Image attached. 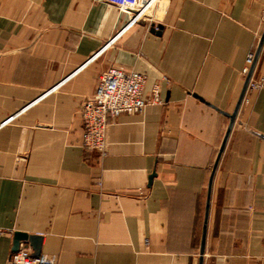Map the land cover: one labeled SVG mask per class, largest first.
<instances>
[{
    "label": "crops",
    "instance_id": "0c3cea01",
    "mask_svg": "<svg viewBox=\"0 0 264 264\" xmlns=\"http://www.w3.org/2000/svg\"><path fill=\"white\" fill-rule=\"evenodd\" d=\"M262 5L0 0V264L14 231L56 264H264ZM110 66L163 102L110 119L100 156L79 106Z\"/></svg>",
    "mask_w": 264,
    "mask_h": 264
},
{
    "label": "built area",
    "instance_id": "2783aa9c",
    "mask_svg": "<svg viewBox=\"0 0 264 264\" xmlns=\"http://www.w3.org/2000/svg\"><path fill=\"white\" fill-rule=\"evenodd\" d=\"M96 1L111 5L119 10L130 11L138 17L144 16L152 19L154 14L153 12L149 14V12L156 3H160L162 0ZM261 21L264 25V0ZM262 47H264V35ZM252 61L253 54L249 53L246 57V65L242 68V73L248 72V67ZM145 81L146 76L143 73L135 70H123L116 66H110L99 74L92 95L85 98L79 106L82 125L81 143L84 149L95 151L103 156L106 153V135L110 119L121 114L141 112L147 104L163 102L156 88L151 91L150 99L143 98ZM247 86L250 89H255L259 84L256 81L249 80ZM5 264H56V261L52 256H35L29 249L20 248Z\"/></svg>",
    "mask_w": 264,
    "mask_h": 264
},
{
    "label": "water",
    "instance_id": "95a60500",
    "mask_svg": "<svg viewBox=\"0 0 264 264\" xmlns=\"http://www.w3.org/2000/svg\"><path fill=\"white\" fill-rule=\"evenodd\" d=\"M160 29H161L160 25L156 26V29H154V27H151V31H154L157 34H159ZM246 84H247V80H246ZM152 176H154V173H152L149 176V181L151 180ZM20 241L27 242L30 245V247L32 248L33 254L35 256L38 255L39 247H40V237L39 236L30 235V234H27V233L21 232V231H14L13 242H12V251L16 252L19 249Z\"/></svg>",
    "mask_w": 264,
    "mask_h": 264
}]
</instances>
